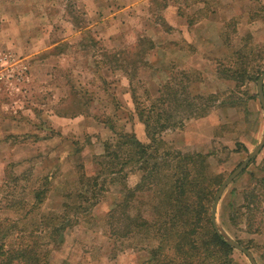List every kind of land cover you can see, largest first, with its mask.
<instances>
[{"label":"rangeland","instance_id":"1","mask_svg":"<svg viewBox=\"0 0 264 264\" xmlns=\"http://www.w3.org/2000/svg\"><path fill=\"white\" fill-rule=\"evenodd\" d=\"M96 1L0 0V59H9L7 67L0 61V113L14 122L13 133L19 135L13 141L21 148L14 155L0 154V246L24 245L40 264H149L157 242L124 237L120 224L124 184L135 188L142 173L134 170L123 179L116 164L114 174L98 164L115 132H134L142 143L149 142L132 89L142 100L154 99L172 74L186 71L193 94L221 97L207 116L162 135L172 150L206 155L210 172L221 180L219 188L264 134L257 86L264 73V0H170L168 11H162L168 0H153L155 14L144 0H99L104 11L98 17L92 10ZM24 3L32 9L30 24L45 28L22 31ZM127 5L132 6L120 17ZM176 7L189 23L186 39L179 41L188 48L180 47L182 53L177 50L179 56L168 59L165 50L153 52L149 41H166L167 19L178 25V18L171 17ZM100 18L107 31L98 29ZM137 37L141 46L131 47ZM44 38L85 40L88 52L60 46L54 50L59 57L44 71L36 55L30 61L24 56L41 49ZM238 57L250 76H259L240 89L218 73ZM96 175L94 187L80 184L83 176ZM82 188L89 189L84 201L76 197ZM137 199L152 201V192H138ZM140 209L143 205L136 203L131 214ZM217 220L226 236L264 264V148L224 191ZM234 250L231 264H251Z\"/></svg>","mask_w":264,"mask_h":264},{"label":"trees","instance_id":"2","mask_svg":"<svg viewBox=\"0 0 264 264\" xmlns=\"http://www.w3.org/2000/svg\"><path fill=\"white\" fill-rule=\"evenodd\" d=\"M218 73L223 79L235 81L239 89L246 81H257L259 77L248 74L242 57L232 66L218 69ZM191 84L190 74L181 71L172 74L158 90L157 98L142 100L132 89L135 110L149 142L142 143L134 132H115V138L105 144L106 154L98 162L100 169L103 167L110 174L116 173L113 164L119 166L123 179L134 170L142 173L135 188L124 184L126 195L120 203V224L124 237L141 235L145 240L157 242L150 250L149 264L234 261L235 250L216 233L211 222V208L221 180L210 172L207 156L172 150L162 138L166 131L181 128L190 119L207 116L221 100L217 95L193 94ZM98 179V175L83 176L80 184L94 187ZM146 190L152 192V201L145 203L137 199V193ZM87 193L89 189L82 188L76 197L84 201ZM136 203H141L143 209L131 214ZM5 247V243L0 246V264H40L38 255L24 245L10 244L7 250Z\"/></svg>","mask_w":264,"mask_h":264},{"label":"crops","instance_id":"3","mask_svg":"<svg viewBox=\"0 0 264 264\" xmlns=\"http://www.w3.org/2000/svg\"><path fill=\"white\" fill-rule=\"evenodd\" d=\"M92 2V0H87V4H90ZM153 3V0H144V4L145 6H148V7H151L150 10H152L153 14L157 13V11H154V7H152ZM171 1L168 0V2H166L163 6V10L162 11H168V10H171L172 9V6H171ZM176 4L180 5L179 2H176ZM23 5V4H22ZM133 5V4H132ZM130 5V6H132ZM184 5V4H183ZM129 5H127V7L125 8H122L120 10V17L122 15H125L128 13V8L130 7ZM100 7V8H99ZM181 7H184V6H181ZM24 8L26 9V11H24ZM132 8V11L134 10H137L136 8V3L134 4ZM177 8V11H176V16L175 15H172L171 17H176L178 18V25H176L174 22H170L168 21L167 19V22H168V26H167V30L166 31V41L163 42V44H161V42H150L149 41V45L151 47V50L153 52H156L157 49H161V50H165L167 55H171L172 57H178L179 55V51L180 53H182V51L180 50V47H186L188 48L186 45H183L181 44L180 45V42L182 39H186V36H185V31H186V28L189 26V23H185L186 20H183L182 18V12H183V9L181 8ZM185 8V7H184ZM94 10V14H96V17H98L99 15L100 16H103V12L104 9L102 8V3L101 1L98 0V2L96 1L95 4H94V7L93 9ZM148 10V9H147ZM123 13V14H122ZM99 14V15H98ZM31 15H32V9L29 7H25V3L23 5V9H22V12L20 13V20L22 21V31L25 32V31H31V30H38L39 27H42V28H45V25H42L40 22H37V23H31ZM135 18L137 17L136 15L134 16ZM169 18V17H168ZM106 19V18H105ZM98 29L103 32V31H107V24H104L102 23L103 19L100 18V20H98ZM27 24V25H26ZM71 24V27L72 29L75 28L76 24L74 25L73 23H70ZM77 28V27H76ZM73 30H76V29H73ZM76 32V31H75ZM138 33V32H137ZM77 35V33H76ZM139 37H137L135 39V41L132 42L131 47H139V40H138ZM99 41L101 42V44H107V42H104L102 39H99ZM42 43L40 44L42 46L41 49H39L38 51H36V53H33V54H30L29 51H26L24 56H25V59H32V57H34V55L37 56V60L39 63H42V68L44 69L45 68V65L47 63H50L51 59H54L55 58H58V52L57 53H54V50L60 46H65V45H68V46H71L74 48V50L77 51V48H83L82 51L80 52H84V55L87 54L88 51H84L86 50V42L85 40L83 42H80L78 41L77 39H73V38H62V39H51V40H47V39H43L41 41ZM139 42V43H138ZM6 43H8L9 45H12V40L7 38L6 39ZM97 43V42H96ZM186 43V42H185ZM126 45V44H124ZM128 45V44H127ZM90 46V45H89ZM93 46V42L91 44V47ZM141 46V45H140ZM179 50V51H177ZM56 54H57V57H56ZM62 55H64V53H61ZM169 56L168 59H169ZM154 56V55H153ZM156 56H155V60L153 61L152 59H149L148 58V63L146 65H148V67L150 66L149 64L151 63V61L155 62L156 61ZM170 59H173L170 57ZM154 66V65H153ZM153 70V67L150 66ZM45 71V69H44ZM49 72V71H48ZM127 78V77H126ZM1 108V107H0ZM5 109V108H4ZM1 110V109H0ZM1 116H3V118L0 119V154H17V152L19 153L20 151V147L15 145L14 143V139H16V135H19V134H15L13 133L14 131L12 130V126L14 123L10 118L6 119L7 118V115L0 113ZM21 125V124H20ZM2 130V131H1ZM21 146V145H20ZM11 159V158H10Z\"/></svg>","mask_w":264,"mask_h":264},{"label":"water","instance_id":"4","mask_svg":"<svg viewBox=\"0 0 264 264\" xmlns=\"http://www.w3.org/2000/svg\"><path fill=\"white\" fill-rule=\"evenodd\" d=\"M258 95L259 100L261 103V106L264 110V73L259 77L258 79ZM264 148V134L261 143L258 145V147L251 153L249 156L242 162V164L229 176V178L221 185V187L218 190V193L216 195V198L213 203L212 207V213H211V219H212V225L216 231V233L221 236L225 242L231 247L236 250L241 251L244 253L250 260L251 264H257L254 255L250 250L242 246L239 242H236L235 240H232L228 236H226L223 231L221 230L218 220H217V212L218 207L221 201V198L223 196L224 191L226 188L235 180L244 170L248 168V166L251 164V162L257 158V156L261 153L262 149Z\"/></svg>","mask_w":264,"mask_h":264},{"label":"built area","instance_id":"5","mask_svg":"<svg viewBox=\"0 0 264 264\" xmlns=\"http://www.w3.org/2000/svg\"><path fill=\"white\" fill-rule=\"evenodd\" d=\"M0 61L5 62L4 64H1V67H7V63L9 62V59L7 57L1 58ZM3 78H4V75H2V72H0V81H2Z\"/></svg>","mask_w":264,"mask_h":264}]
</instances>
